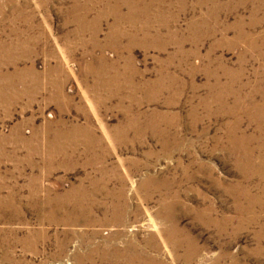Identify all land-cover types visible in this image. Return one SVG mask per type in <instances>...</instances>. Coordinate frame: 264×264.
I'll return each mask as SVG.
<instances>
[{
	"label": "rangeland",
	"instance_id": "1",
	"mask_svg": "<svg viewBox=\"0 0 264 264\" xmlns=\"http://www.w3.org/2000/svg\"><path fill=\"white\" fill-rule=\"evenodd\" d=\"M0 264H264V0H0Z\"/></svg>",
	"mask_w": 264,
	"mask_h": 264
},
{
	"label": "bare ground",
	"instance_id": "2",
	"mask_svg": "<svg viewBox=\"0 0 264 264\" xmlns=\"http://www.w3.org/2000/svg\"><path fill=\"white\" fill-rule=\"evenodd\" d=\"M120 49H121V48H120ZM119 74H120V73H119ZM36 79H37V78H36ZM11 80H12V79H11ZM136 88H137V87H136ZM169 88H170V87H169ZM28 89H29V88H28ZM25 90H26V89H25ZM16 94H17V93H16ZM165 136H166V135H165ZM167 138H168V137H167ZM241 140H242V139H241ZM71 198H72V197H71ZM76 198H77V197H76ZM68 199H69V198H68ZM68 199H67V200H68ZM67 202H68V201H67ZM75 203H76V202H75Z\"/></svg>",
	"mask_w": 264,
	"mask_h": 264
}]
</instances>
